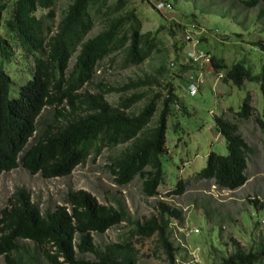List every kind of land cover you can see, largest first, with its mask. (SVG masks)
I'll return each instance as SVG.
<instances>
[{
    "label": "trees",
    "instance_id": "trees-1",
    "mask_svg": "<svg viewBox=\"0 0 264 264\" xmlns=\"http://www.w3.org/2000/svg\"><path fill=\"white\" fill-rule=\"evenodd\" d=\"M54 1L0 0V173L22 166L31 174L46 178L62 176L71 173L91 154L95 156L103 148L126 143L110 155L107 167L113 182L122 186L139 176L145 196L160 194L167 120L173 114L174 103L185 109L173 81L167 82L165 92L142 89L161 86L157 76L151 74L122 83L100 81L95 83L94 90L87 87L107 60L109 66L123 69L161 51V28L168 36H174L176 54L172 62L180 80L185 81L189 66L183 61L181 49L185 45L184 29L192 20L172 21L169 25L161 24L157 30L142 31V20L135 8L125 9L129 0H70L55 23ZM238 1L244 7L264 3ZM45 8L46 12L37 13ZM191 16L195 18L194 14ZM262 16L264 6L257 14L258 18ZM96 18L101 19L102 27L87 36ZM204 38L205 35L200 36L201 42ZM252 44L264 49L261 40ZM23 59L30 64L19 67L25 77L19 81L18 75L6 66L15 67ZM211 65L217 72L224 69V82L241 86L245 81H256L264 93V66L254 71L245 57L227 64L215 54H211ZM165 69L160 64L156 72L161 74ZM112 92L118 93V97L109 101L106 95ZM143 98L146 101L137 106ZM48 106L52 114L44 119L43 110ZM227 108L234 112L233 119L225 112L214 114V128L224 137L227 152L210 150L205 164L191 175L194 180L232 190L249 177L248 159L254 151L239 124L253 114L254 107L246 94L236 110L232 106ZM254 120L264 130V105ZM189 181L190 178H177L165 195L182 194ZM63 199L64 203L42 212L30 190L23 186L14 188L0 208V255L5 264H23L33 256L21 252L29 249L19 243L20 238L31 240L49 264H138L134 241L153 234L168 264H182L176 259L178 255L185 258L180 254L185 248L175 243L170 224L173 218L182 219L180 208L158 200L156 212L139 220L131 218L122 204L101 203L83 188L68 189ZM248 200L258 208L264 206L258 197ZM122 221L130 224L122 238L103 245L94 241L93 231L102 233ZM85 254L93 257L85 258ZM212 264H264V243L248 248L236 244L233 251Z\"/></svg>",
    "mask_w": 264,
    "mask_h": 264
},
{
    "label": "rangeland",
    "instance_id": "rangeland-1",
    "mask_svg": "<svg viewBox=\"0 0 264 264\" xmlns=\"http://www.w3.org/2000/svg\"><path fill=\"white\" fill-rule=\"evenodd\" d=\"M172 8L169 10L156 9L149 0H129L125 9L135 8L142 20L141 30H157L161 25H169L172 21L196 20L208 32L201 44L207 52L222 56L227 64L245 57L254 71H260L264 66V49L252 44L255 40L264 42V16L257 14L264 3L253 7H244L238 0H168ZM70 0H55L52 19L59 20L63 10ZM8 9V7H7ZM7 9L4 16L7 15ZM48 8L38 9L37 13L46 12ZM191 14L195 15L192 18ZM237 14L235 18L232 15ZM194 20V21H195ZM102 27L101 19L96 18L92 29L87 36L98 32ZM159 36L163 40L159 46L161 51H155L139 64L130 65L123 69L115 68L105 62L104 69H97L93 83L88 85L94 90L95 83H122L128 78L151 74L157 76L160 85L143 87L152 91L162 89L165 92L167 82L172 80L180 104L174 103L172 112L167 120L166 143L167 148L162 155L164 179L159 185L160 194L145 196L141 192L139 176L127 183L118 185L113 182L112 175L107 167L110 155L117 152L126 143L118 144L108 149L103 148L98 155L91 154L82 164L74 167L71 173L46 178L39 173H30L22 166L0 173V208L4 206L14 188L23 186L30 190L33 200L42 212L52 210L56 205L64 203V195L68 189L83 188L94 194L101 203L116 206L122 204L131 218L142 220L156 212L158 200L178 207L182 211V219L173 218L170 222L173 228L175 243L185 250L177 256V262L182 264H212L219 261L221 255L233 251L234 246L250 247L264 243V206H254L249 198L258 197L264 202V130L255 122L254 115L262 111L264 93L259 82L245 81L241 86L224 82L222 76L212 68L211 59L204 63V79L199 84L197 92L189 94L184 78L180 80L174 70L173 59L175 49L172 45L174 36H168L165 29H159ZM179 31L175 38H178ZM236 33H240L237 35ZM13 42V39H10ZM186 44L181 49L182 56L186 55ZM74 57L69 62L71 66ZM191 67L188 61H184ZM30 61L18 63L15 67L6 66L8 70L17 74L19 81L24 80L20 66H28ZM164 64L166 69L161 74L156 68ZM189 68V67H188ZM184 73V77L186 72ZM224 73V69L219 73ZM249 94L254 107L253 114L239 124V130L252 146L254 153L248 159V178L238 188L219 189L213 183L205 180H194L191 173L205 164L206 155L210 150L226 153L224 137L214 128V114L225 112L231 119L234 112L227 107L237 109L244 96ZM109 101H114L118 93L106 95ZM146 101L143 98L137 103L141 106ZM51 107L43 110V118L51 116ZM136 109V108H135ZM155 113L154 118L156 117ZM153 118V119H154ZM175 123V127L173 124ZM190 178L186 190L179 195H165L177 178ZM130 224L122 221L112 225L104 232L93 231L94 241L98 245L122 238L127 234ZM197 228V230H195ZM153 234L134 241L138 250V264H168L165 253L156 242ZM19 243L26 249L21 250L26 258L23 264H49L36 250L35 244L28 239H19ZM85 258H92V254H85ZM0 264H5L0 255Z\"/></svg>",
    "mask_w": 264,
    "mask_h": 264
},
{
    "label": "built area",
    "instance_id": "built-area-1",
    "mask_svg": "<svg viewBox=\"0 0 264 264\" xmlns=\"http://www.w3.org/2000/svg\"><path fill=\"white\" fill-rule=\"evenodd\" d=\"M152 2L156 9L169 10L172 8L171 2L168 0H149ZM208 32L207 29L198 24L196 20L189 21L184 29L183 39L186 44V55L183 56V61H188L191 65L185 74V85L190 95L197 92L199 84L203 81L204 77V63H208L211 55L205 47L201 44L200 36ZM222 76L221 73H217ZM197 230V228H195Z\"/></svg>",
    "mask_w": 264,
    "mask_h": 264
}]
</instances>
